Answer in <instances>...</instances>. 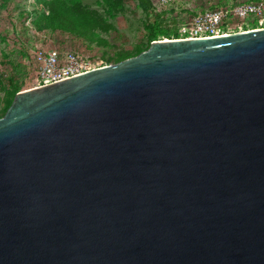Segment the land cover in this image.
Here are the masks:
<instances>
[{
    "label": "water",
    "instance_id": "obj_1",
    "mask_svg": "<svg viewBox=\"0 0 264 264\" xmlns=\"http://www.w3.org/2000/svg\"><path fill=\"white\" fill-rule=\"evenodd\" d=\"M0 264H264V28L19 92Z\"/></svg>",
    "mask_w": 264,
    "mask_h": 264
},
{
    "label": "rangeland",
    "instance_id": "obj_2",
    "mask_svg": "<svg viewBox=\"0 0 264 264\" xmlns=\"http://www.w3.org/2000/svg\"><path fill=\"white\" fill-rule=\"evenodd\" d=\"M250 1L255 0H175L163 15L166 13L165 19L171 21L176 19L172 9L201 12ZM1 2L2 0H0V114H4L8 103L9 78L15 77L16 82L22 84V91L37 86L33 69V55L37 49L58 48L63 52L78 50L87 55L101 57L105 61L108 58L116 59L120 54L134 56L137 49L147 43L145 22L148 19L137 0H126L124 10L114 17L109 15L106 0H81L84 5L98 11L115 26L114 31L103 34L109 45L90 50L86 48L83 40L67 34L60 32L38 34L31 23L33 18H28L26 12L42 8L39 0H10L5 7L1 6ZM153 20L151 21L154 22ZM116 64H118L116 61H112L109 65Z\"/></svg>",
    "mask_w": 264,
    "mask_h": 264
},
{
    "label": "built area",
    "instance_id": "obj_3",
    "mask_svg": "<svg viewBox=\"0 0 264 264\" xmlns=\"http://www.w3.org/2000/svg\"><path fill=\"white\" fill-rule=\"evenodd\" d=\"M151 1L156 12L163 14L175 0ZM173 11L178 20L180 35L179 39L173 40L209 39L264 28L263 1L242 2L201 12H194L191 9ZM256 22L259 27L251 29L250 25ZM104 66L108 65L101 57L87 55L78 50L63 52L58 48L37 49L33 55L36 87L55 84Z\"/></svg>",
    "mask_w": 264,
    "mask_h": 264
},
{
    "label": "trees",
    "instance_id": "obj_4",
    "mask_svg": "<svg viewBox=\"0 0 264 264\" xmlns=\"http://www.w3.org/2000/svg\"><path fill=\"white\" fill-rule=\"evenodd\" d=\"M10 0H2L1 6L5 7ZM140 7L147 16L148 21L145 22L147 43L137 49L136 54H120L118 58H108L104 61L106 65L112 61L116 63L122 62L131 57H135L149 49L152 42L163 39H179L178 20L171 21L165 19V14H159L153 6L151 0H137ZM263 1L264 0H256ZM252 2V1H250ZM109 6V15L114 17L115 14L121 12L125 8L126 0H106ZM42 8L26 12L28 18H33L32 26L38 34H46L60 32L67 34L75 39H81L86 43V48L90 50L94 47H106L107 40L103 34H109L115 30V26L111 24L108 18L104 17L98 11L90 9L84 5L81 0H39ZM232 6V5H230ZM215 8H212L213 10ZM173 12V10H172ZM154 19L152 22L151 20ZM251 29L259 27L258 22L250 25ZM133 55V54H132ZM8 82V103L4 114H0L2 118L11 106L15 96L22 91V84L16 82L15 77H11Z\"/></svg>",
    "mask_w": 264,
    "mask_h": 264
}]
</instances>
